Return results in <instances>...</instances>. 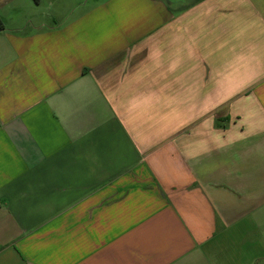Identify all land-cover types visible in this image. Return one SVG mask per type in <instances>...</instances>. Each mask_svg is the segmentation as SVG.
I'll use <instances>...</instances> for the list:
<instances>
[{"label":"crops","instance_id":"crops-1","mask_svg":"<svg viewBox=\"0 0 264 264\" xmlns=\"http://www.w3.org/2000/svg\"><path fill=\"white\" fill-rule=\"evenodd\" d=\"M0 264H264V0H0Z\"/></svg>","mask_w":264,"mask_h":264},{"label":"rangeland","instance_id":"rangeland-1","mask_svg":"<svg viewBox=\"0 0 264 264\" xmlns=\"http://www.w3.org/2000/svg\"><path fill=\"white\" fill-rule=\"evenodd\" d=\"M83 1H85V0H83Z\"/></svg>","mask_w":264,"mask_h":264}]
</instances>
